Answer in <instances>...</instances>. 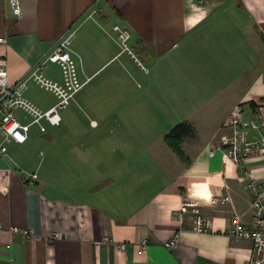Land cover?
<instances>
[{"label": "crops", "instance_id": "obj_1", "mask_svg": "<svg viewBox=\"0 0 264 264\" xmlns=\"http://www.w3.org/2000/svg\"><path fill=\"white\" fill-rule=\"evenodd\" d=\"M20 4L14 19L0 0L8 82L25 79L72 33L68 48L83 86L59 125L44 123V132L31 125L27 141L9 143L0 161V264H243L251 242L227 231L233 210L251 221L242 168L264 195V156L224 163L210 143L228 133L224 122L237 105L244 120H264V0ZM115 24L129 30L134 57L120 52ZM43 74L61 80L55 63ZM24 96L41 110L56 102L32 80ZM181 122L194 131L178 154L165 136ZM225 196L230 203H221ZM185 201L212 230L181 232L170 249L172 214ZM11 228L33 235L11 237Z\"/></svg>", "mask_w": 264, "mask_h": 264}, {"label": "built area", "instance_id": "obj_2", "mask_svg": "<svg viewBox=\"0 0 264 264\" xmlns=\"http://www.w3.org/2000/svg\"><path fill=\"white\" fill-rule=\"evenodd\" d=\"M11 15L14 19L22 17L20 0H8ZM114 39L120 52L128 53L134 57L129 45L130 32L117 24L111 28ZM72 37L70 33L61 40L52 52L40 61L30 74L18 83L10 84L7 71L0 65V161L8 159L7 146L9 143L23 144L28 139L31 125L38 126L41 132L45 131L44 123L51 126L59 125L61 121L60 112L73 100L74 95L82 88L83 82L78 78L77 67L69 52V42ZM6 43V38L0 36V45ZM136 59V58H135ZM47 63H55L61 71V80L54 81L44 76L43 70ZM34 81L40 88L51 92L56 102L47 110H41L24 96L26 82ZM16 110L24 112L29 123H23L15 113ZM224 127L228 133L218 141L210 143V154L219 153L221 160L233 162L240 165L246 159L264 156V120H244L240 105L235 106L229 112ZM240 174L245 179V188L248 191L251 202V221L245 223L235 210L232 211L228 235L236 240H249L251 242L250 256L243 264H264V195L262 193V182L250 177L248 168H242ZM29 179H35V174H29ZM226 189V185H224ZM216 201V200H215ZM214 201V202H215ZM221 203H230V198L225 196ZM177 223V231L167 242V247L172 249L179 243L180 233L184 231L207 232L212 230L211 220L199 211L190 201H185L172 214ZM11 237L20 235L29 239L33 232L29 229L11 228ZM58 235L55 234L54 237ZM147 241L140 244V251L145 252Z\"/></svg>", "mask_w": 264, "mask_h": 264}, {"label": "trees", "instance_id": "obj_3", "mask_svg": "<svg viewBox=\"0 0 264 264\" xmlns=\"http://www.w3.org/2000/svg\"><path fill=\"white\" fill-rule=\"evenodd\" d=\"M193 127L190 123L181 122L174 125L165 136L166 144L178 154L180 151V142L193 134Z\"/></svg>", "mask_w": 264, "mask_h": 264}, {"label": "rangeland", "instance_id": "obj_4", "mask_svg": "<svg viewBox=\"0 0 264 264\" xmlns=\"http://www.w3.org/2000/svg\"><path fill=\"white\" fill-rule=\"evenodd\" d=\"M133 51V50H132ZM133 53V52H132Z\"/></svg>", "mask_w": 264, "mask_h": 264}]
</instances>
